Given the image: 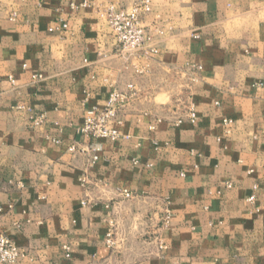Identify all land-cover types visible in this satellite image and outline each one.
Listing matches in <instances>:
<instances>
[{"label": "crops", "instance_id": "0c3cea01", "mask_svg": "<svg viewBox=\"0 0 264 264\" xmlns=\"http://www.w3.org/2000/svg\"><path fill=\"white\" fill-rule=\"evenodd\" d=\"M136 1L0 0V232L14 264H264V0H150L157 54L124 59L103 13ZM176 76L194 123L165 110ZM129 85L121 137L92 163L86 112Z\"/></svg>", "mask_w": 264, "mask_h": 264}, {"label": "built area", "instance_id": "2783aa9c", "mask_svg": "<svg viewBox=\"0 0 264 264\" xmlns=\"http://www.w3.org/2000/svg\"><path fill=\"white\" fill-rule=\"evenodd\" d=\"M87 2L84 1L81 5L70 4L71 10H76L79 7H86ZM151 12L150 0H138L128 9H117L113 5L109 6L105 13H103L107 25L111 31L112 39L114 41L116 53L127 59L129 56L149 57L157 54V49L154 46L153 38L144 27V18ZM60 29H65L66 24H62ZM52 28L50 31L57 30ZM25 68V66H24ZM137 74L142 73L139 67L134 66ZM33 79H39L40 76H33ZM13 83V80L10 79ZM128 93H120L113 90L105 105L101 109L92 108L86 112L82 127L78 130L79 134L95 142L92 148L91 162L97 160V154L100 152L98 143L101 141H117L121 135L114 127L118 122V114L129 101V98L134 94V87L129 85L127 87ZM131 94V95H130ZM17 110H24L31 112L29 107L19 106ZM44 115H30L29 122L31 126L38 127L44 122ZM189 121L195 122V113L193 110L189 112ZM223 124L229 126L230 121L224 120ZM69 152H75V145L68 148ZM124 196L129 198L130 193L124 192ZM254 196L249 198L250 202L254 201ZM168 217L166 218V221ZM106 243L112 246L111 233H108ZM66 257H69V248L65 247ZM22 257V252L15 245V243L6 235L0 232V264H14Z\"/></svg>", "mask_w": 264, "mask_h": 264}, {"label": "rangeland", "instance_id": "374dc122", "mask_svg": "<svg viewBox=\"0 0 264 264\" xmlns=\"http://www.w3.org/2000/svg\"><path fill=\"white\" fill-rule=\"evenodd\" d=\"M177 81L172 84L171 88L166 89L164 99L169 102L167 103L165 110H170L171 113H174L179 119H183L189 115L190 110L188 109V94L186 84V78L181 76H176L174 79ZM173 80V81H174ZM173 83V82H172ZM174 85V86H173ZM131 95V94H130ZM137 95L134 94L132 97L129 98L130 100L136 99Z\"/></svg>", "mask_w": 264, "mask_h": 264}]
</instances>
